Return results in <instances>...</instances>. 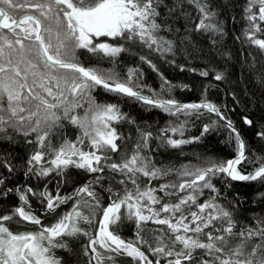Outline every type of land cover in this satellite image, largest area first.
<instances>
[{
    "label": "snow or ice",
    "instance_id": "1",
    "mask_svg": "<svg viewBox=\"0 0 264 264\" xmlns=\"http://www.w3.org/2000/svg\"><path fill=\"white\" fill-rule=\"evenodd\" d=\"M230 33L242 81L249 50L264 58V0H0V264H69L73 243L85 264H264V115L242 109L250 143L209 98L241 103ZM187 146L202 150L163 159Z\"/></svg>",
    "mask_w": 264,
    "mask_h": 264
},
{
    "label": "trees",
    "instance_id": "2",
    "mask_svg": "<svg viewBox=\"0 0 264 264\" xmlns=\"http://www.w3.org/2000/svg\"><path fill=\"white\" fill-rule=\"evenodd\" d=\"M193 15H195V12L193 11ZM229 27H232L229 25ZM237 30L239 29V25L236 26ZM225 44L227 45V50L231 53V65L232 67L229 68V71L233 73L231 77V83L227 85L226 87L234 88L237 91V94L240 98V106H236L233 104L231 97H226L222 91H220L217 88H212L209 90V98L215 100L218 104H227L229 108H236L235 112H229L228 115L236 122L237 127H240L244 133L246 139L249 140L251 143L253 141V132L248 129L246 126L242 124V121L240 119V114L242 109H244L247 114L252 116L253 118L260 117L264 115V98L261 96V92H264V89H262L259 86L258 83V70L260 69L261 65H264V58H261L258 51H256L255 48L250 49L249 51L252 52V56L254 57V62L256 64L257 72H253L251 70L245 71L244 78L241 81L240 75L241 70L246 69L247 65L245 63H242L245 58L240 56L239 49L241 45L238 42H234L231 39V33L229 37L226 39ZM136 51L135 49L133 50ZM122 56H125L124 63L131 64L134 60H136V57L134 55L130 54H122ZM224 59L222 57H218V60L220 63H224ZM87 62V58H85ZM138 62V61H137ZM159 63V62H158ZM105 67L108 65L105 64ZM163 70L165 71L166 75L169 76V78H174L178 80H184V82H188L192 78V74L188 73H181L178 71H173L171 68H169L167 65H161ZM145 68V76L147 78L148 83L153 87H158L159 85V79L158 77L150 71V69L147 68V66H144ZM247 89V92L245 91ZM177 95L186 100H196L199 98L200 93L194 92V93H179L177 92ZM124 107L126 110L132 112L134 115H142L145 119L149 120V122H158L159 124L164 123L165 117L162 113L158 112H147L142 109L141 106L135 104L134 102L127 101L124 104ZM195 132V129L192 130ZM223 139V133L219 136H215L212 138L210 147L219 149L222 147L218 143L219 140ZM202 149H195L192 146H187L185 148V154L180 155L178 151H171L170 153H165L163 159L165 162H171L174 164L179 165L180 163L186 162L189 159H193L192 153L194 151H201ZM17 151L22 152V148H17ZM194 162V160H193ZM247 191L251 192V189H248ZM12 202H15V199L12 198ZM0 211H3L2 208H0ZM14 228L17 227V225H12ZM25 227H30L26 225H21L20 229L24 230ZM126 236H131V233L128 230H125ZM144 235L147 239H151L152 237V230L151 228H145ZM73 249H75L74 253L70 252H59L60 255H62L65 259L69 261V264H85L86 257H83L80 255L78 245L73 243L71 245Z\"/></svg>",
    "mask_w": 264,
    "mask_h": 264
}]
</instances>
